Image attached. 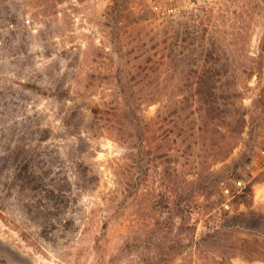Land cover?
Returning <instances> with one entry per match:
<instances>
[{
    "label": "rangeland",
    "instance_id": "obj_1",
    "mask_svg": "<svg viewBox=\"0 0 264 264\" xmlns=\"http://www.w3.org/2000/svg\"><path fill=\"white\" fill-rule=\"evenodd\" d=\"M259 211L264 0H0V264H264Z\"/></svg>",
    "mask_w": 264,
    "mask_h": 264
},
{
    "label": "trees",
    "instance_id": "obj_2",
    "mask_svg": "<svg viewBox=\"0 0 264 264\" xmlns=\"http://www.w3.org/2000/svg\"><path fill=\"white\" fill-rule=\"evenodd\" d=\"M202 82V79L200 80V81H197V83L198 84H200ZM219 87H221V85H218L217 83H213V85H211V88H219ZM199 101V100H198ZM200 103L202 102V103H205V104H208L210 101H206V100H204V101H199ZM215 102L217 103V105H218V100L216 99L215 100ZM223 104H225V107L223 108V111L225 110V109H229V107H230V105L229 104H227V101H225V103L223 102ZM228 179V177L227 176H224L223 177V181L225 182V179ZM231 178V177H230ZM240 182H242V181H240ZM239 184V183H238ZM240 185V184H239ZM252 185H250L249 186V190H251L252 191ZM227 188L229 189V191H231V188H229V186H227ZM249 206V205H248ZM255 213V212H254ZM247 214H249V212H243V217H244V220L248 217L247 216ZM258 216H259V218L258 219H256V220H254V221H252L253 223V226H255V227H252V229H255V228H257V229H259V228H262V227H264V212L263 211H259L258 212ZM245 223L242 225V227L244 228V229H249L250 227H249V223H247V221H244ZM249 222V221H248ZM229 225V224H228ZM230 227V226H229ZM243 240H244V242H245V244L248 246V247H246V245L245 246H242V248H241V251H242V253H244V254H246L247 256L250 254V252H257V253H260V255L259 256H263L264 257V242H263V245H261V247L259 246V245H255V246H251L249 243V240L247 239V238H243ZM250 247V248H249ZM254 253L253 254H250L253 258H259V256H255L254 255Z\"/></svg>",
    "mask_w": 264,
    "mask_h": 264
},
{
    "label": "water",
    "instance_id": "obj_3",
    "mask_svg": "<svg viewBox=\"0 0 264 264\" xmlns=\"http://www.w3.org/2000/svg\"><path fill=\"white\" fill-rule=\"evenodd\" d=\"M8 246L5 244V242L0 238V254L5 255L8 251Z\"/></svg>",
    "mask_w": 264,
    "mask_h": 264
}]
</instances>
